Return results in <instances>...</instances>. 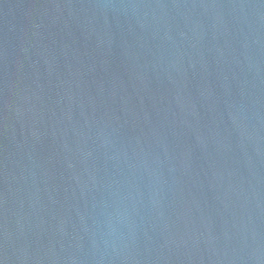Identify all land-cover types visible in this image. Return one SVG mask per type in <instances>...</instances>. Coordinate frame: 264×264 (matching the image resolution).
<instances>
[{
	"label": "water",
	"instance_id": "1",
	"mask_svg": "<svg viewBox=\"0 0 264 264\" xmlns=\"http://www.w3.org/2000/svg\"><path fill=\"white\" fill-rule=\"evenodd\" d=\"M0 264H264V0H0Z\"/></svg>",
	"mask_w": 264,
	"mask_h": 264
}]
</instances>
